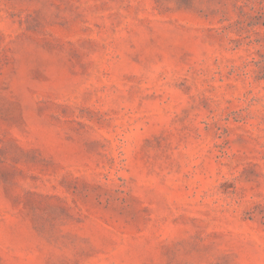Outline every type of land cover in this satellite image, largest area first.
I'll list each match as a JSON object with an SVG mask.
<instances>
[{
  "label": "rangeland",
  "instance_id": "1",
  "mask_svg": "<svg viewBox=\"0 0 264 264\" xmlns=\"http://www.w3.org/2000/svg\"><path fill=\"white\" fill-rule=\"evenodd\" d=\"M0 264H264V0H0Z\"/></svg>",
  "mask_w": 264,
  "mask_h": 264
}]
</instances>
